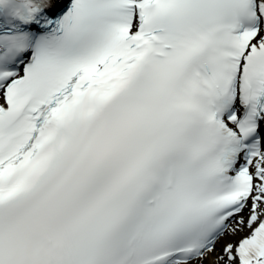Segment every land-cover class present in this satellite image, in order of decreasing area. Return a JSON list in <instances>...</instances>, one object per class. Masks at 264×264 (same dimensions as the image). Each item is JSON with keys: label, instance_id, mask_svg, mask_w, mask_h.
Wrapping results in <instances>:
<instances>
[{"label": "snow or ice", "instance_id": "obj_1", "mask_svg": "<svg viewBox=\"0 0 264 264\" xmlns=\"http://www.w3.org/2000/svg\"><path fill=\"white\" fill-rule=\"evenodd\" d=\"M0 264H264V0H0Z\"/></svg>", "mask_w": 264, "mask_h": 264}]
</instances>
